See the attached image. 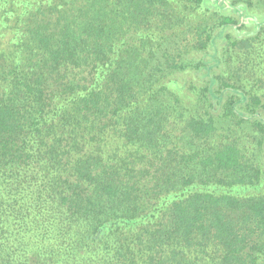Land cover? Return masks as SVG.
Masks as SVG:
<instances>
[{
    "label": "trees",
    "instance_id": "trees-1",
    "mask_svg": "<svg viewBox=\"0 0 264 264\" xmlns=\"http://www.w3.org/2000/svg\"><path fill=\"white\" fill-rule=\"evenodd\" d=\"M255 1L0 0V264H264Z\"/></svg>",
    "mask_w": 264,
    "mask_h": 264
},
{
    "label": "rangeland",
    "instance_id": "rangeland-1",
    "mask_svg": "<svg viewBox=\"0 0 264 264\" xmlns=\"http://www.w3.org/2000/svg\"><path fill=\"white\" fill-rule=\"evenodd\" d=\"M228 1L230 3H235L237 6H239V5L244 6L245 4H248L251 1L256 2L255 0H228ZM259 1H260V3H258L257 7H259V8L261 7V10L264 13V0H259ZM251 20L252 19L245 21V23L248 24V25H247V28L242 29V31H241L242 34H246L248 31H254V29L256 28Z\"/></svg>",
    "mask_w": 264,
    "mask_h": 264
}]
</instances>
